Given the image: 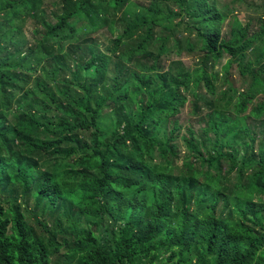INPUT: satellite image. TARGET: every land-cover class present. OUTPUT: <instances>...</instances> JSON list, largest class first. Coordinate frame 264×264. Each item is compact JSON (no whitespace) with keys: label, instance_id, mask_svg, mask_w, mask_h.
<instances>
[{"label":"trees","instance_id":"trees-1","mask_svg":"<svg viewBox=\"0 0 264 264\" xmlns=\"http://www.w3.org/2000/svg\"><path fill=\"white\" fill-rule=\"evenodd\" d=\"M160 1L0 0V264H264V18Z\"/></svg>","mask_w":264,"mask_h":264},{"label":"rangeland","instance_id":"rangeland-1","mask_svg":"<svg viewBox=\"0 0 264 264\" xmlns=\"http://www.w3.org/2000/svg\"><path fill=\"white\" fill-rule=\"evenodd\" d=\"M133 4L131 6V10L134 12H141V7L143 4L149 5L152 3H156L157 5L161 6L164 4V2H161L160 0H132ZM224 3H229V8L232 10L233 15H240L241 18L249 17V15H256L257 18H264V0H246L244 3L243 2H234V0H222ZM170 8V15H173L174 18V24L171 26H175L174 32H173V42L177 41L180 45H185L187 39L189 38V34L185 33L183 29L178 28V24L181 23L184 19V13L180 10L177 4H169ZM182 14V15H181ZM233 17H231L232 19ZM256 26H259V23H256ZM230 28V21L229 24H227L226 31ZM29 32V30H26ZM101 44H105L103 47L104 51H112L113 45L110 42V39L106 36H103L100 39ZM169 60L164 59V68H166V71L168 70V67L173 63V62H178V63H183L184 66L186 67L187 70H190L193 72L194 75H199L202 74L201 68L203 65H201L200 57L198 55L192 56L186 53H183L182 56H178L176 54L170 55ZM174 64V63H173ZM226 64V61L223 62V65ZM204 69V66H203ZM217 72L222 71V65H217ZM235 79H236V85L237 87H243L242 81L239 80L238 74H235ZM220 91L223 89V83L220 84L219 87ZM205 91L201 89L200 94H204ZM191 103H188L186 109L182 113V118H181V123L184 125L187 124L186 121L190 122L192 125H194L197 129L202 126L199 122L197 117L192 115L191 113ZM181 145V149L185 151L184 146Z\"/></svg>","mask_w":264,"mask_h":264}]
</instances>
